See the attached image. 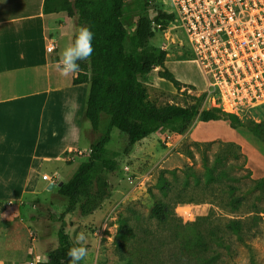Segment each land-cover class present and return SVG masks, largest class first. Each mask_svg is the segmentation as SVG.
<instances>
[{
  "label": "rangeland",
  "instance_id": "obj_1",
  "mask_svg": "<svg viewBox=\"0 0 264 264\" xmlns=\"http://www.w3.org/2000/svg\"><path fill=\"white\" fill-rule=\"evenodd\" d=\"M160 8V0L126 2L123 22L130 36L128 53L134 52L131 37L138 17L146 12L152 19ZM71 22L77 35V18ZM166 28L155 35L149 48L166 50V68L193 88L178 91L159 77L157 68L141 79L149 100L158 107L186 105L191 103L188 96L205 94L201 110L219 107L218 87L206 80L185 34L172 22ZM222 107L223 112L233 115ZM234 116L243 125L260 123L264 121V104L241 105ZM109 122L110 118L102 115L100 130L94 133L85 119L77 150L68 153L72 161L60 168L59 162H49L43 171L60 174L53 178L57 185L69 181L79 164L88 159L91 145L105 134ZM15 125L14 133L26 137L22 141L12 135L17 144L11 143L8 149L17 152L15 156L0 154V164L5 161L6 168L12 167L7 173L16 179L22 163L19 155L26 152L24 160L27 158L34 139L30 126ZM243 125L224 116L209 123L196 119L183 135L163 128L137 143L130 152L132 157L124 151L126 139L113 129L106 158L118 165L116 171L107 173L110 197L90 215L83 216L76 206L64 218L71 242L75 243L81 231L87 236L89 254L81 264H207L216 258L214 264H264V143ZM214 164L218 172L225 170L233 179L208 182L206 167ZM10 175L0 177V189ZM46 184L41 179L39 194L27 201H0V264H37L44 260L41 242L57 245L62 226L59 217L68 200L47 190ZM157 201L165 204L168 222L161 223L152 215ZM233 222L240 225V234L229 230ZM218 237L224 238L225 245L216 243Z\"/></svg>",
  "mask_w": 264,
  "mask_h": 264
},
{
  "label": "trees",
  "instance_id": "obj_2",
  "mask_svg": "<svg viewBox=\"0 0 264 264\" xmlns=\"http://www.w3.org/2000/svg\"><path fill=\"white\" fill-rule=\"evenodd\" d=\"M128 0H45L44 13L54 14L66 12L69 18H77L78 28L88 26L94 33V52L86 61H79L80 70L73 79L74 85L89 86L86 98L84 117L91 123L92 131L98 133L102 115L110 118L105 134L93 143L88 151V159L79 164L71 179L64 182L57 195L68 200V207L59 217L62 226L58 231L57 245L48 246L41 242L42 260L38 264H68L67 251L75 245L71 242L64 229V218L67 213L79 206L80 213L87 216L97 211L111 195L108 172L117 169L114 159L106 158V146L111 141L112 130L116 129L125 139L124 151L130 153L132 148L142 140L157 133L163 128L170 129L177 135L185 134L196 119L203 123L219 121L224 116L242 126L237 116L226 114L220 108L201 110L205 99L201 96H188L191 103L186 105L167 104L156 106L148 97L141 81L159 68V77L171 82L175 89L193 88L180 82L165 63L166 50L152 51L150 41L155 38L152 31V19L146 12L141 14L136 22L134 35L131 37L135 48L128 53L126 42L129 33L123 22L124 10ZM154 19L159 25V32L167 30L173 20L168 15L157 10ZM76 35H74L73 42ZM243 126L264 143V121L249 122ZM220 161L217 159L216 164ZM102 168H99V165ZM206 167V177L210 183H222L224 179H233L222 170L218 172L217 165ZM168 182V181H167ZM164 203L157 201L151 209L159 222H168L169 217ZM53 219L55 216L50 215ZM229 230L240 234V225L233 222ZM217 244L225 245V240L218 237ZM46 245V247H44ZM217 259V258H216ZM216 259L208 261L214 264ZM82 262V261H81ZM80 262V264H81Z\"/></svg>",
  "mask_w": 264,
  "mask_h": 264
},
{
  "label": "crops",
  "instance_id": "obj_3",
  "mask_svg": "<svg viewBox=\"0 0 264 264\" xmlns=\"http://www.w3.org/2000/svg\"><path fill=\"white\" fill-rule=\"evenodd\" d=\"M44 2L0 0V154L15 156L17 149H8L17 144L12 135L22 141L26 137L14 133L15 123L30 126L34 139L25 160L26 152H20L16 179L7 173L12 167L6 168L5 161L0 164V177L11 176L0 189V201L8 203L38 195L41 179L48 190L51 183L43 179V168L49 162H59L60 168L72 161L68 153L77 150L85 120L89 86L73 84L78 72L64 77L57 68L61 53L73 42L72 18L66 12L45 14ZM51 39L55 50L49 53Z\"/></svg>",
  "mask_w": 264,
  "mask_h": 264
},
{
  "label": "built area",
  "instance_id": "obj_4",
  "mask_svg": "<svg viewBox=\"0 0 264 264\" xmlns=\"http://www.w3.org/2000/svg\"><path fill=\"white\" fill-rule=\"evenodd\" d=\"M160 2L162 11L172 15L171 22L185 34L206 80L218 87L217 108L223 105L234 115L241 105L264 104V0ZM157 15L156 11L151 25L155 33L160 29L154 20ZM50 41L47 51L52 53L55 40ZM43 179L57 185L48 174Z\"/></svg>",
  "mask_w": 264,
  "mask_h": 264
},
{
  "label": "clouds",
  "instance_id": "obj_5",
  "mask_svg": "<svg viewBox=\"0 0 264 264\" xmlns=\"http://www.w3.org/2000/svg\"><path fill=\"white\" fill-rule=\"evenodd\" d=\"M94 33L88 26L79 28L74 42L70 43L60 55L57 68L64 77L80 70L79 61L88 60L94 52ZM5 215V214H4ZM87 236L81 231L75 238V245L69 248L68 264H80L89 254L86 246Z\"/></svg>",
  "mask_w": 264,
  "mask_h": 264
},
{
  "label": "water",
  "instance_id": "obj_6",
  "mask_svg": "<svg viewBox=\"0 0 264 264\" xmlns=\"http://www.w3.org/2000/svg\"><path fill=\"white\" fill-rule=\"evenodd\" d=\"M63 185V183L59 184V185H54V184H50V186L48 187L49 191H52L54 193H58L60 187Z\"/></svg>",
  "mask_w": 264,
  "mask_h": 264
}]
</instances>
